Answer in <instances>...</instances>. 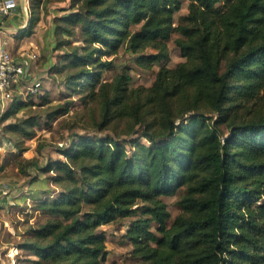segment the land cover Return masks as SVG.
<instances>
[{"label":"trees","instance_id":"obj_1","mask_svg":"<svg viewBox=\"0 0 264 264\" xmlns=\"http://www.w3.org/2000/svg\"><path fill=\"white\" fill-rule=\"evenodd\" d=\"M182 1L29 0L25 33L49 17L47 49L63 51L49 64L60 93L100 98V129L132 127L124 138L76 134L63 158L37 166L60 191L32 196L46 218L20 244L36 257L26 264H103L99 227L128 217L139 264H264V0H187L175 21ZM171 39L183 60L169 67ZM120 49L159 65L150 86H131L126 66L102 79L113 64L103 55ZM31 103L12 97L0 116L18 152L35 135L37 115L18 116ZM182 190L168 222L163 197Z\"/></svg>","mask_w":264,"mask_h":264},{"label":"rangeland","instance_id":"obj_2","mask_svg":"<svg viewBox=\"0 0 264 264\" xmlns=\"http://www.w3.org/2000/svg\"><path fill=\"white\" fill-rule=\"evenodd\" d=\"M27 11L30 15L29 5ZM43 11L41 10L40 13ZM186 12L187 0H183L181 8L175 13V21ZM49 19V17L46 18L44 16L41 24L44 23L47 26ZM71 39L74 42L79 41V37L76 36L71 37ZM40 43L42 47L39 48V52L37 51V58L31 64L29 72L32 73V76L35 75L42 81L43 87L40 94L46 92L50 95V99L49 102L41 104L39 103L41 101L39 94L28 95L24 85L28 81H32L33 77L30 80L22 78L20 81L21 85L13 91L14 100L18 99L34 103H31L29 108L22 109L18 116L36 114L38 123L34 127L35 135L26 140L25 145L27 148L22 152H18V149L14 147L13 139H10V133L1 131L2 125L0 124V182L11 184L14 188L19 187L24 193L26 191L24 185L28 182H33L36 192H41L39 196H46L45 194L50 192L51 197L59 193L60 187L50 182L52 171L39 174L37 166H41L51 159L63 158L59 154V148L68 146L76 134L111 133L115 137L124 138L129 137L128 132L132 126H130L131 121L120 119L114 120L108 126L100 129L98 127V122L101 120L100 98L84 102L83 93L61 94L60 83L62 74L51 71L49 64L56 65L61 63L62 57L60 54L63 51L52 47L47 49L49 45L43 40ZM167 47L169 52L167 65L172 67L183 60V57L172 39L167 42ZM149 51H152V49L148 48L147 52ZM103 59H111L113 62L110 68L102 72L103 80L110 81L114 75L126 66L131 75L129 84L133 87L140 85L150 86L159 67L158 64H154L150 68L139 67L135 63L133 55L123 49H120L114 55H103ZM64 103L68 104L66 112L54 113L53 115L51 114V117L48 115L47 111L52 112L55 106ZM14 120L15 118L11 117L4 123ZM137 127L135 126V128ZM136 135L137 133L130 136ZM13 179L20 180V183H14L11 181ZM181 194H183V190L174 195L163 197L171 215L168 222L179 211L177 200ZM30 196L32 195H28V199L7 204L0 211V264H9L11 262V257L8 255L9 252L14 254L13 260L15 264H26L28 263L27 260L36 258L20 247V244L26 238L27 231L43 222L46 218L41 210L36 209V199ZM128 219L129 217L123 219L122 222L107 223L99 227L106 235L107 256L103 264H139L137 258L131 253V243L124 235Z\"/></svg>","mask_w":264,"mask_h":264},{"label":"crops","instance_id":"obj_3","mask_svg":"<svg viewBox=\"0 0 264 264\" xmlns=\"http://www.w3.org/2000/svg\"><path fill=\"white\" fill-rule=\"evenodd\" d=\"M8 2L11 9L10 13L8 15L0 14V45L5 44L14 55H18L22 51L29 49L38 54L39 48L42 47V44L40 43L41 40L45 41V43L49 42V26H45L44 23L41 24L43 20L40 19L34 27V31L30 34H26L25 31L29 26L30 15H28L27 19L25 15V7L29 5V0H8ZM31 64L28 66L24 76H22L14 85L13 91L21 85L20 81L22 78L25 80H30L32 77L33 80L38 79V77L35 75L32 76V73L29 72ZM5 109V103L2 101L0 95V116ZM11 181L14 183H20V180L16 179ZM5 186L8 189V194L0 196V211L4 209L7 204L13 203V201L18 202L26 198L28 199V195L33 196L36 194V188L33 182H28L24 185V189H26L25 193L22 192L19 187L14 188L11 184L6 183Z\"/></svg>","mask_w":264,"mask_h":264},{"label":"built area","instance_id":"obj_4","mask_svg":"<svg viewBox=\"0 0 264 264\" xmlns=\"http://www.w3.org/2000/svg\"><path fill=\"white\" fill-rule=\"evenodd\" d=\"M28 9L25 7V12ZM11 9L8 0H0V14L8 15ZM37 58V53L31 50L22 51L18 55H14L5 44L0 45V95L5 103V108L8 106L13 97V87L18 80L24 76L28 66ZM24 89L32 94H37L41 91L40 79L28 81L24 85ZM8 194V189L4 183L0 182V196ZM11 257L9 264H15L13 253H8Z\"/></svg>","mask_w":264,"mask_h":264},{"label":"water","instance_id":"obj_5","mask_svg":"<svg viewBox=\"0 0 264 264\" xmlns=\"http://www.w3.org/2000/svg\"><path fill=\"white\" fill-rule=\"evenodd\" d=\"M25 15H26V17L28 19V15H29L28 11L25 12Z\"/></svg>","mask_w":264,"mask_h":264}]
</instances>
